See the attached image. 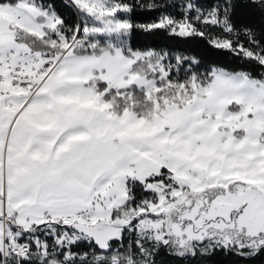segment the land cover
Returning <instances> with one entry per match:
<instances>
[{"label":"snow or ice","instance_id":"6c2138e0","mask_svg":"<svg viewBox=\"0 0 264 264\" xmlns=\"http://www.w3.org/2000/svg\"><path fill=\"white\" fill-rule=\"evenodd\" d=\"M138 8L165 5L0 0V264L264 256V0ZM137 30L249 70L138 50Z\"/></svg>","mask_w":264,"mask_h":264},{"label":"trees","instance_id":"16d2710c","mask_svg":"<svg viewBox=\"0 0 264 264\" xmlns=\"http://www.w3.org/2000/svg\"><path fill=\"white\" fill-rule=\"evenodd\" d=\"M159 2L165 5L164 9L157 11L136 9L132 14L134 22H153L165 10L174 16H180L182 12L180 4L183 0H159ZM200 2L207 4L214 2V0H200ZM55 3L60 6L64 3V0H55ZM59 10L67 13V9L63 7H60ZM245 19L246 17L243 14L238 16V20ZM129 42L138 50H153L167 52L170 55L183 54L195 57L200 61L199 68L201 71H205L213 66L225 67L229 70H249V66L242 64L236 57L210 47L203 39L198 37L185 39L172 36L163 30L153 32L137 30ZM214 264H237V261L234 257L217 256L214 258ZM251 264H264V256L255 258Z\"/></svg>","mask_w":264,"mask_h":264}]
</instances>
